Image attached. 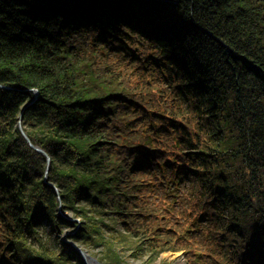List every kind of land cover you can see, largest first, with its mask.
<instances>
[{"label": "trees", "instance_id": "trees-1", "mask_svg": "<svg viewBox=\"0 0 264 264\" xmlns=\"http://www.w3.org/2000/svg\"><path fill=\"white\" fill-rule=\"evenodd\" d=\"M58 206L264 264V0H0V264H45Z\"/></svg>", "mask_w": 264, "mask_h": 264}, {"label": "rangeland", "instance_id": "rangeland-1", "mask_svg": "<svg viewBox=\"0 0 264 264\" xmlns=\"http://www.w3.org/2000/svg\"><path fill=\"white\" fill-rule=\"evenodd\" d=\"M23 123L24 118L21 129ZM225 132L223 129L222 143L219 148L216 146L212 149L211 145L206 147L209 153L214 150L227 156L224 153L229 150L231 143L227 142L229 135L226 130ZM216 158L218 161L222 160L225 165V158L218 156ZM228 160L232 163L230 159ZM57 199H59L58 196ZM106 208L108 209L107 206L102 208V214H94L90 213V207H86V214L92 219L90 224H86L71 211H64L58 206L56 214L59 221L56 226L51 229L44 220H38L35 237L37 239L29 240V249L35 251L38 257L42 255L41 260L46 259L45 264L46 262L47 264H88L90 261L93 264H188L185 251L150 245V241L143 238L141 233L135 231L128 233L120 219L107 212ZM42 248L46 249V252H52L53 255L46 257L41 252ZM59 254L67 255L69 262L61 263L54 260L60 257ZM21 260L23 261L22 258Z\"/></svg>", "mask_w": 264, "mask_h": 264}, {"label": "water", "instance_id": "water-1", "mask_svg": "<svg viewBox=\"0 0 264 264\" xmlns=\"http://www.w3.org/2000/svg\"><path fill=\"white\" fill-rule=\"evenodd\" d=\"M33 95H34V99H33L31 102H29L28 105H26V106H24V107L22 108V110H21V112H20V115H19V117H18L17 125H18V129H19L20 134L22 135V137L24 138V140L27 142V144L29 145V147H30L31 149L35 150L36 152L40 153L41 155H43V156L46 158V168H48V166H49V158L46 156V154H45L41 149H39V148H37V147H34V146L30 143V141L28 140V138H27L26 135L24 134L23 130L21 129V122H22V120H23V118H24V113H25V111L29 108L30 104L32 105V103L35 101V98H36V96H37V92H36L35 90L33 91ZM48 185L50 186V184H48ZM54 192L57 193V190L54 189Z\"/></svg>", "mask_w": 264, "mask_h": 264}, {"label": "bare ground", "instance_id": "bare-ground-1", "mask_svg": "<svg viewBox=\"0 0 264 264\" xmlns=\"http://www.w3.org/2000/svg\"><path fill=\"white\" fill-rule=\"evenodd\" d=\"M33 99H34V98H33ZM33 99H32V100H33ZM32 100H31V101H32ZM31 101H30V102H31ZM35 102H36V98H35V101H34L32 104H34ZM28 104H29V103H28ZM28 104H27V105H28ZM31 106H32V105L30 104V106H29L28 109H30ZM28 109H27V110H28ZM23 132H24V131H23ZM24 134H25V133H24ZM25 135H26V134H25ZM21 136H22V135H21ZM26 137H27V136H26ZM34 151H35V150H34ZM42 151H43V150H42ZM35 152H36V151H35ZM43 152H44V151H43ZM37 153H38V152H37ZM44 153H45V152H44ZM38 154H40V153H38ZM45 154H46V153H45ZM40 155H41V154H40ZM42 156H43V155H42ZM46 156H47V154H46ZM43 157H44V156H43ZM47 157H48V156H47ZM48 158H49V157H48ZM44 159H45V164H46V158L44 157ZM48 170H49V166H48V168H45L44 171H43V175H42V183H43L44 186H49L48 183L50 184V182L47 180V173H48ZM38 177H39V175H38ZM34 178L37 179L36 176H34ZM98 219H99V218H98ZM98 219H97V220H98ZM117 259H118V258H117ZM120 260H121V259H120ZM122 261H123V259H122ZM88 264H93V263H91V261H90V263H88Z\"/></svg>", "mask_w": 264, "mask_h": 264}]
</instances>
